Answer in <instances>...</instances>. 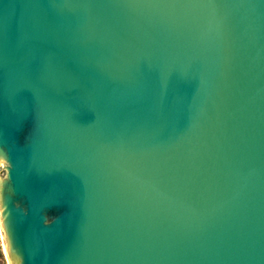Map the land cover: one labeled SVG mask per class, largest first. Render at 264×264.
Masks as SVG:
<instances>
[{
  "label": "water",
  "instance_id": "95a60500",
  "mask_svg": "<svg viewBox=\"0 0 264 264\" xmlns=\"http://www.w3.org/2000/svg\"><path fill=\"white\" fill-rule=\"evenodd\" d=\"M0 153L11 264H264V0H0Z\"/></svg>",
  "mask_w": 264,
  "mask_h": 264
},
{
  "label": "rangeland",
  "instance_id": "374dc122",
  "mask_svg": "<svg viewBox=\"0 0 264 264\" xmlns=\"http://www.w3.org/2000/svg\"><path fill=\"white\" fill-rule=\"evenodd\" d=\"M8 182V167H7V163L6 160H3L0 164V182ZM0 228H2V231H0V235H3L5 237V233L3 231V227L1 225V220H0ZM7 248V243H6V238L4 239V241L2 242V246H0V250L3 256V260H4V264H10L12 263L7 256H5V252H4V248Z\"/></svg>",
  "mask_w": 264,
  "mask_h": 264
},
{
  "label": "snow or ice",
  "instance_id": "6c2138e0",
  "mask_svg": "<svg viewBox=\"0 0 264 264\" xmlns=\"http://www.w3.org/2000/svg\"><path fill=\"white\" fill-rule=\"evenodd\" d=\"M0 158H2V153H0ZM4 216H5V219L2 223L7 226L8 235L11 237L12 236V229H11V225L8 221V217L6 215V208H4ZM0 231H2V228H0ZM4 239H5V237L3 235H0V246H2V242L4 241ZM4 252H5V256H7V248L6 247L4 248ZM9 264H10V262H9Z\"/></svg>",
  "mask_w": 264,
  "mask_h": 264
},
{
  "label": "trees",
  "instance_id": "16d2710c",
  "mask_svg": "<svg viewBox=\"0 0 264 264\" xmlns=\"http://www.w3.org/2000/svg\"><path fill=\"white\" fill-rule=\"evenodd\" d=\"M0 264H4V260H3V256H2L1 250H0Z\"/></svg>",
  "mask_w": 264,
  "mask_h": 264
},
{
  "label": "bare ground",
  "instance_id": "6f19581e",
  "mask_svg": "<svg viewBox=\"0 0 264 264\" xmlns=\"http://www.w3.org/2000/svg\"><path fill=\"white\" fill-rule=\"evenodd\" d=\"M1 220V219H0ZM8 255V254H7ZM8 258V257H7Z\"/></svg>",
  "mask_w": 264,
  "mask_h": 264
}]
</instances>
